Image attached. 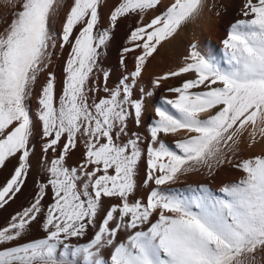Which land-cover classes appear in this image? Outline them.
Instances as JSON below:
<instances>
[{"label": "bare ground", "instance_id": "bare-ground-1", "mask_svg": "<svg viewBox=\"0 0 264 264\" xmlns=\"http://www.w3.org/2000/svg\"><path fill=\"white\" fill-rule=\"evenodd\" d=\"M44 1L0 0V76L24 68L26 24L44 23L26 110L49 123H35L41 134H61V148H71L79 193L87 176L89 196L108 222L123 226L107 244L105 264H188L195 249L209 252L203 257L238 253L229 264L254 263L250 247L264 248V0H65L49 11ZM35 30L40 41L42 28ZM56 85L59 105L49 117L40 102ZM8 91L0 96L7 92L10 104ZM50 94L54 102V88ZM8 126L5 136L14 130ZM21 130L7 136L9 144H18ZM69 252H59L57 264L91 257Z\"/></svg>", "mask_w": 264, "mask_h": 264}, {"label": "rangeland", "instance_id": "rangeland-1", "mask_svg": "<svg viewBox=\"0 0 264 264\" xmlns=\"http://www.w3.org/2000/svg\"><path fill=\"white\" fill-rule=\"evenodd\" d=\"M45 1H47V0H45ZM45 1H44V8L46 11H49L51 8V5L54 4V2H55V5L58 6L61 3H63L65 0H57V1L53 0V2H52V0H50L51 4L49 3V1H47V2H45ZM67 15H69L68 19H70L71 12L67 13ZM32 19H34V18H31L30 21L26 24V27H27L26 30L30 29L28 31V34L26 32V44H27L26 47L30 46L31 48H29V50H28V47L26 49V47L24 45L22 46V50H24V48L26 49V52L23 51L24 53L29 52V54L23 53L26 57L28 56V58H26L25 56L23 58L24 68L22 70H20V72L19 71L14 72V74H12L11 77L9 75V77L6 76V78L4 79L5 75L0 76V82H1L0 86H2L0 89V93L2 94V96H3L2 92L4 89L6 91H8L10 89V91H11V88L14 87L12 91H15L12 93L13 97H12L10 91H8L10 94L9 97L7 96L9 101L12 100V101H10V104L11 105L13 104V106H12L13 108L11 107L9 102L6 100V95H7L6 93L7 92L4 93V97L0 96V98H2V100H3V102H5L4 103L5 107L3 109L4 104H3V102L1 103L2 100L0 99V104H1L0 105L1 106L0 107V114H1L0 115V123H1L0 126L1 125L6 126V128L0 127V130L1 129L3 130V131L1 130L3 133L0 132V139H1L0 140V142H1L0 146L3 145V141H2L3 137L2 136L4 135L5 131L7 130V126H8L7 123H9V126L12 125V126H10V128H11L10 130H12L13 129L12 127H14V125H17L18 123H20V124L24 123V125H25V127H24V125H21V127H19V130L22 129V127H23V129L26 128V132H25V130H21V132L24 133L23 137L20 136L21 135L20 132H19L20 134H18L19 137L17 136V134L15 135V138L17 137L16 140L19 139L17 141L18 144L15 141H14L15 143L12 141L14 146L9 144V142H11V140L14 136V133H13L14 130H15V133L19 131V130L17 131L16 128L14 127L13 132L12 133L10 132L12 135H10V133L8 135L6 134L9 138L12 136L11 140H9L8 137L4 135V139L5 140L8 139L7 141L4 140V142H6V143L4 144L3 147L1 146L4 150L0 147V150H1V152H0V156H1L0 157V182H2V183L4 182V185H2V183H0V186L1 187L3 186L0 189L1 190L0 191V231H7V233H5L4 235H8L9 237H12L16 234L19 235L18 237L13 239L12 244L14 242L18 243L21 241H25L26 239L33 237L32 232H31L32 229L38 228L39 225L41 226L40 222L42 223V220L43 221H44V219L46 220V218H43V217H45L49 214L48 217H49V219H51L52 216L56 214V211L60 210V209L61 210H68V211H69V209H73V210L76 209L78 211V213H80V215L83 214L85 216L87 214V216H85L86 219L82 218L81 220H79V225H80L81 229H87V228L92 229L93 223H94V225L96 224L95 226L97 228H96L95 232H94V230L92 231L93 234L91 235V237L89 238L87 243H80V244H77L74 242L60 243V242L53 241L52 238H46L43 241H41L40 243H37V244L28 243V244H26L20 248V250H24V253L26 252V250H31V251L43 250V252L37 253V254H35L34 252H30L28 254L27 253L24 254L22 257L16 256L13 258L0 260V264H48V263L49 264H57L58 253L62 252V251L64 252V250L68 251V252L70 251L69 254H73L71 252L72 250H73V252L75 250V253H76V251L77 252L78 251L79 252H86V251L89 252V255H91V257L89 256V260L87 262L88 264L96 263V262H93V259L96 257V255L103 256V258L101 260H98V262L102 261L101 264H105V262L107 260L108 261L110 260V258H109L110 256L108 255V250L106 248L107 244H111L113 237H114V233L117 235L118 230L123 228V226L120 225V223H119V225H120L119 226L118 222L115 221V219H113L114 225L111 224L113 222V220L112 221L110 220L111 223L108 222V219H112V218H109L107 214L103 213L102 209L98 205L99 203L96 201L95 198L93 199L89 196L90 195L89 194L90 193L89 192L90 187H89V178L87 176H85L83 178V181H82V184H83L82 187H84V188H80L83 193H81V192L79 193V191L75 188V183L78 182L79 180H77V178H76L77 175H75L76 174L75 168L73 170L74 165L72 163V158H71L72 156H70L72 153L71 148L70 147H67L66 149L61 148L62 147V140H61V138L59 139V136H61V134L58 135V140H56L57 134H55L53 132L41 134L40 131H42V130H39V129L42 126H45V123H46V125H48L49 123H47L46 121L44 122V118H43V122H42L43 125H41L42 123H39L40 120L36 121L35 118L32 117L30 115V113H28L26 110V101H24V100L27 99L28 87L35 80V74L39 73L40 72L39 69H41V64H39L37 56H38V52L40 51V48H41V46H40L41 36L43 35L44 30H45V26H43L44 23L43 24L41 23L42 24L41 25L39 22L38 23L36 22L35 27L32 28L31 26H33V25L30 26V24H32V22H34V20H35V19L34 20H32ZM38 24H40V27L42 28V30H40V32H39V30H37V29H40V27H36ZM35 28H37L36 29L37 33L39 32L38 34H40V37H39L40 41H38V35L36 37V34L34 33ZM36 30H35V32H36ZM32 34H35V35L33 36ZM29 36H30V38H29ZM31 36H32V39H31ZM34 41H35V44H33ZM36 47H38V48H36ZM30 49H31V51H30ZM33 54H35L34 55L35 57L32 56ZM29 55L33 59L29 58ZM27 61H28V63H27ZM29 65L32 66V67L30 66L31 71L34 70V78H32L33 75L30 71V68H28ZM26 66H27V68H26ZM27 71H29V73ZM22 72L24 75H22ZM18 73H21L22 76H20V74H18ZM16 74L19 75L20 77L16 76ZM13 75H14V78H13L14 80H12L13 81L12 82L10 79L12 78ZM1 77H3V81H2ZM7 77L10 80V84H9V82L6 81ZM16 77H18V79H20V81L18 79H16ZM21 80H23V82H21ZM31 80H32V82L30 83L29 81H31ZM4 81H5V84L8 83L6 85H9L8 90H7L6 86L3 88V86L5 85L3 83ZM14 81H16V84L14 83ZM11 83L12 84L14 83L13 87H11ZM52 88H54V93L56 94L53 96L54 102L56 101L55 104L53 102V98L50 97L51 96L50 93H51ZM57 88H58L57 85L49 87L46 90V95H47V92H48V95L44 98L45 101L43 100V104L40 102V107H42L44 114L48 113L47 111H50V112L53 111V113H51V114L48 113L49 117H54L53 116L54 115V109L56 110V108L59 105V102H58L59 96L58 95H59L60 89L59 88L57 89ZM1 90H2V92H1ZM19 90H20V94H19ZM25 91H26V93H25ZM52 93H53V90H52ZM56 96H57V99L55 100ZM25 97H26V99H25ZM47 100L49 101V107H48V103H46ZM50 100L52 101L51 103H50ZM6 105L8 108L6 107ZM56 105H57V107H56ZM9 106L12 108V111H14V113L11 111V108ZM18 106H20V107H18ZM44 107L46 108V110ZM51 107L53 108V110ZM6 108L9 112L6 110ZM49 108H51V109L48 110ZM3 111H4V114H3ZM22 111H24V112H22ZM6 112H8L9 115ZM26 114H27V116H26ZM22 115H23V117H21ZM1 117H4V118L1 119ZM12 117H15V118H12ZM26 117L28 118V121H27ZM18 119H19V121H18ZM30 120L32 121V123ZM3 122L4 123L7 122L6 125H4ZM33 123H34V125H33ZM35 123H37V125L38 124L40 125V126L38 125L39 129L37 128V125H35ZM30 125H33L32 126L33 129L29 128V127H31ZM9 126H8V129H9ZM31 131H33V133ZM34 133L37 136V141H38L37 143L34 140H32V136L34 135ZM30 135H31V138H30ZM47 135L50 136L51 138L48 137ZM44 136L46 137V139ZM20 137H21V139H20ZM42 137L44 138V140ZM47 138L50 140V142ZM45 140H46V142H45L46 147H44V145H43L44 143L42 144V142H44ZM53 140H55V141H53ZM53 142H54V144H53ZM55 142H56V144H55ZM57 142H59L58 143L59 145L57 144ZM15 144H16V146L17 145L19 146V147L18 146L16 147L17 149L15 148ZM40 145H41V147H40ZM52 145H53V147H50ZM11 146H13V149ZM22 147H26V150H25V148L21 149ZM36 149H37V151H36ZM57 152H58L59 156L57 155ZM65 152H67V154L63 155ZM69 153H70V155H69ZM38 154H39V158H38ZM62 155H63V157H62ZM98 155H97V157H98L97 162H99L100 156L102 158V155H99V156ZM22 156H23L24 160L21 159ZM63 158H65V159L63 160ZM101 158H100L101 162L99 164L102 165L105 162V159L103 157V159L101 160ZM58 160L60 161V164H58V162H59ZM102 161H103V163H102ZM45 163H46V165H45ZM70 163H71V166H70ZM61 164H62V166H61ZM63 165L65 167H63ZM21 166H22V168H21ZM61 167H63V168H61ZM69 167H71L70 170L68 169ZM13 168H14V170H13ZM66 169L69 171H66ZM18 170L20 171L19 173L18 172L14 173ZM73 171H74V173L72 174ZM2 174L3 175L7 174L6 176L4 175L6 178ZM14 174H16V175H14ZM64 177L66 180L62 179ZM4 178L6 179L5 180L6 184H5ZM84 184H86V185L84 186ZM61 186L65 187L67 189L64 191L67 195L64 192L60 191ZM80 187H81V185H80ZM91 189H93L92 186H91ZM72 190H73V195L69 196L72 194V192H71ZM47 193H48V196L50 193H52V195H54V196L48 198ZM55 195L60 196L61 198L56 197ZM76 202H78V203L75 205ZM70 203L74 204L71 206V208H69ZM98 207L101 210H99ZM99 212H102V213L99 214ZM75 214L77 215V213H75ZM61 216L59 214H57L55 216V218L59 219ZM41 218H43V219H41ZM64 219H65V217H64ZM115 225H116V228H115ZM109 226L110 227L114 226L113 230L107 229ZM78 229H79V227H77V230ZM115 230H116V232H115ZM11 233H13L14 235L11 236L10 235ZM239 234L241 235L242 238H246V237H244L243 234H241V233H239ZM8 236H5V237H8ZM5 237H3V238L5 239ZM92 237H93V239H92ZM81 239H83V237H80V240ZM80 240H79V242L82 241V240L81 241ZM9 243L7 242V243H3V244L5 245V244H9ZM3 244H0V246H2ZM41 247H43V248H41ZM253 247L255 248V246H253V245L250 247V253L253 255V259H254L253 260L254 263H252V264H262L260 255L264 254V248L262 246H260L259 248L256 247L255 249H252ZM259 249L262 250V253H261V251H259ZM45 250H47V251H45ZM195 250L196 251L192 250L191 257L192 258L194 257L193 259L195 260V259H198V256H199L200 260H198V262H199L198 264H202L201 262H203V264H205V261H207L206 264H213V263L218 264L221 261H223V262L220 264H229L230 262H232L234 260L235 257L238 256V253L232 254L229 252L227 254V256H224L223 251H220V252L219 251H212L213 253H211L210 256L213 255L215 257V259H213L214 258L213 256L212 257H210L208 255H205L204 257L202 256V253H209L208 251L205 252V250H203V249H195ZM189 251L191 253V249H189ZM194 252L196 253L195 255H194ZM94 253H95V255H93ZM18 255H21V254H18ZM189 255L190 254L188 253V256ZM217 255H219L220 261L218 260ZM48 256H49V258H47ZM188 256L186 255V257L188 259L185 258V260H187V261L191 260L194 263L193 259H191V257L189 258ZM209 257L211 259H213V261H215L217 259L216 261H218V262H216V263L211 262L210 261L211 259H209ZM48 259L49 260L51 259L50 262H48L49 261ZM82 261L79 260L78 264L79 263L82 264L81 263ZM189 261H188V264H189ZM195 262H196V260H195ZM181 263L184 264V261ZM193 263H191V264H193ZM176 264H178V263H176ZM195 264H197V263H195Z\"/></svg>", "mask_w": 264, "mask_h": 264}, {"label": "crops", "instance_id": "crops-1", "mask_svg": "<svg viewBox=\"0 0 264 264\" xmlns=\"http://www.w3.org/2000/svg\"><path fill=\"white\" fill-rule=\"evenodd\" d=\"M71 192H72V194L69 195V196L73 195V190ZM53 196L54 195H52V193H50L49 196H48V193H47V197L48 198L53 197ZM56 197L61 198L60 196H56ZM77 203L78 202H76L75 205ZM72 205H74V204H72V203L69 204L70 208H71ZM59 211H61V212L64 211L63 212L64 214L68 212V214H69L68 216L69 217L64 219V217L61 216L63 214L62 213L60 215L61 217L59 219L58 218L56 219L55 216L57 215V213H59ZM72 212H73V214H71ZM75 213H77V215ZM48 215L43 217V218H46V220L44 219V221L42 220V223L40 222L41 226L39 225L38 228L32 229L31 232H32V236L33 237H30V238L26 239L25 241H21L22 243L17 241L18 243L14 242L12 244L13 239L18 237L19 235H17V234L14 235L13 233H11L10 235L11 236L14 235V236L9 237L8 235H4L5 233H7V231H0V244L7 243V242L9 243L10 242L9 244H5V245L3 244L2 246H0V260L9 259V258H13V257H16V256L17 257H19V256L22 257L27 252H29V253L30 252H34L35 254L41 252L39 250H36V251L28 250V251H26L24 253V250H20L21 247H23L24 245H26L28 243L37 244V243H40L41 241H43L46 238H52L53 241L60 242V243H70V242L79 243L78 240H80V236L81 235L85 236L83 239H81L82 241L80 240L81 242H84V241H88V239L93 234L92 230L89 229V228H87V229H81L80 228L79 220H81L82 218L86 219L85 216H87V214L85 216L83 214L80 215V213H78V211L76 209L75 210L69 209V211L68 210H61V209L57 210L56 214L53 215L51 219H49ZM43 218H41V219H43ZM51 226H53V227H51ZM54 226H55V230H54ZM77 227H79L78 230H77ZM57 234H59V235H57ZM46 235L47 236L49 235V237H42V236H46ZM5 236H8V237H5ZM83 236H81V237H83ZM3 237H5V239ZM39 237H42V238H39ZM33 239H35V240H33ZM29 240H32V241H29ZM18 254H21V255H18Z\"/></svg>", "mask_w": 264, "mask_h": 264}]
</instances>
